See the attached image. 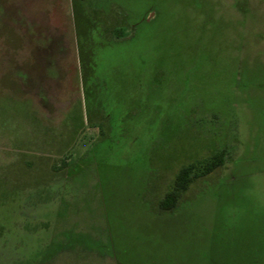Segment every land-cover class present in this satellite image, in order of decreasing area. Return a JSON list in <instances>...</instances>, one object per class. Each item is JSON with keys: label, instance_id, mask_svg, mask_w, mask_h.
<instances>
[{"label": "rangeland", "instance_id": "obj_1", "mask_svg": "<svg viewBox=\"0 0 264 264\" xmlns=\"http://www.w3.org/2000/svg\"><path fill=\"white\" fill-rule=\"evenodd\" d=\"M0 264H264V0H0Z\"/></svg>", "mask_w": 264, "mask_h": 264}, {"label": "trees", "instance_id": "obj_2", "mask_svg": "<svg viewBox=\"0 0 264 264\" xmlns=\"http://www.w3.org/2000/svg\"><path fill=\"white\" fill-rule=\"evenodd\" d=\"M222 164L223 156L221 153H217L208 161H202L199 164L192 163L181 167L174 177L171 188L160 200V208L164 211L172 210L176 207L182 193L188 189L189 184L194 179L211 173L214 169L222 166Z\"/></svg>", "mask_w": 264, "mask_h": 264}]
</instances>
